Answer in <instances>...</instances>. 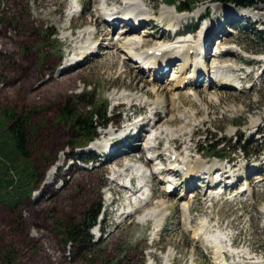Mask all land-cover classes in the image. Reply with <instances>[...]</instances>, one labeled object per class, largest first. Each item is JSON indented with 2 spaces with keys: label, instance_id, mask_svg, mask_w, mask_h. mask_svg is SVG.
<instances>
[{
  "label": "rangeland",
  "instance_id": "obj_1",
  "mask_svg": "<svg viewBox=\"0 0 264 264\" xmlns=\"http://www.w3.org/2000/svg\"><path fill=\"white\" fill-rule=\"evenodd\" d=\"M191 1L195 2L191 16L188 17L187 12L175 30L167 31L169 39L173 40L179 30L191 29L194 24H197L198 30L212 16V21L219 27V33L208 48L209 38L206 35V46L203 49L208 53L206 64L209 66L212 61H217L237 67L241 83L236 89L219 86L213 88L208 83H195L191 86L180 83V86L172 89V75L181 70L183 62L179 67H164L166 74L159 80L162 84L157 86V93L159 97H166L163 92H167V109L164 110L168 113H159L161 122L153 120L159 126L164 123L174 131H179L183 126L182 132L188 130L175 133L177 136L169 139V144H174L182 153L188 151L192 155V162L214 161L226 165L228 169L226 163L229 161L233 163L234 169L239 168V175H242L239 181L244 182L245 178L251 177L256 180L255 174L262 175L261 179L264 180V3L243 9L217 3L216 0ZM68 2L0 0V141L4 147L3 162L9 167L6 177L13 180L14 186L10 190L8 186L0 189V264H212L211 250L195 240L190 230H183L184 217L181 215V204L187 202L190 196L202 198L208 192L205 193L206 189L202 188L185 192V186H180L181 176H173L178 179L176 195L163 191L164 183L157 179L159 175L152 177L148 183L152 190V201L149 199L139 211L136 210V215H132L135 211L132 216L127 215L130 217L126 214L120 217V212L125 210L124 205L128 203L124 202L129 193L117 186V183L123 181L111 183L109 179L112 177L111 170L116 166L124 167L131 161L126 156L121 158L126 143L117 146L115 141H109V149H114L112 152L117 157L114 159L116 165H107L105 159L110 157L101 154L93 145L99 141L97 138L100 132L114 128L118 136L111 140L119 138L136 120L149 115L150 110L147 108L142 112L137 111L138 114L133 113L144 103L139 97L152 89L146 82L150 73L147 70L148 73L139 75L129 63L122 61L125 55H119V49L105 54L100 53L106 49H98L95 54L79 57L75 63L80 66L74 64L71 70L61 73L63 67H68L76 60L78 51L70 57L74 49L73 40L81 38L79 36L84 29L88 26L93 27L95 32L94 27L101 29L95 35L99 48L103 46L102 39L106 38V28L101 19L100 25L94 21L98 0H81L77 17L72 20H68L69 10L65 15ZM163 2L165 0H154L156 10L165 6ZM244 11L251 12L241 16ZM199 14H204V17L200 18ZM229 14L237 20L235 23L232 24V19L226 18ZM29 17L35 28L24 25ZM155 24L156 21L153 22L154 27ZM166 26L164 20L163 28ZM146 27L151 30L146 24L138 32L135 30L137 37H143L144 32L157 37L145 31ZM196 30L187 34V37H197ZM224 38L227 41L221 43ZM151 39L149 37L146 41L155 43ZM229 48H232V53L231 50L226 51ZM176 73L179 75V72ZM156 81L150 80V85ZM164 85L170 90H161ZM194 90H198L196 94L200 99L196 97L201 100L202 106L197 101L187 102L186 93ZM57 91L60 92L56 93L55 99H47ZM86 91L92 97L91 102L100 107L99 114L107 106L110 122L106 128L98 130L93 141L84 146L83 141L75 138L70 122L60 118V109L66 100L72 99L75 102ZM123 95H133L138 99L126 102L121 99ZM210 96L217 98L218 102L210 100ZM155 97L150 94V102L155 101ZM87 111L82 110L81 113ZM13 114L22 115L27 121V141L23 151L17 149L15 142L8 138ZM166 117L172 120L168 121ZM251 121H258V124L252 126ZM146 132L142 133V138L147 135ZM158 139L164 142V138ZM240 140L241 144L245 143L246 152L235 150ZM209 143L212 148L208 146ZM155 150V154H158L161 146ZM145 154V151L140 154L141 158L138 154L135 164H147L145 157L151 155ZM91 157L94 159L91 160ZM152 163H149L150 169ZM155 163L159 164L158 161ZM253 163L262 165L256 169L251 166ZM163 165L166 166L165 163ZM52 172L55 180L50 183L49 180L53 179L48 175ZM160 172L161 177L168 179L162 170ZM239 181L238 185L243 184ZM43 184L53 185L46 189ZM229 189L228 196H232L236 188L233 185ZM108 190H113V197L118 202L116 207H107L110 199ZM10 196L13 198L9 199ZM249 199L222 201L214 204L211 209L197 199L192 205L191 224L197 227L198 221L205 215L209 220L222 221L221 224L231 223V230L236 234L240 223L235 224L229 218L237 214L241 206L246 215L255 217L252 229L260 232L263 230L260 227L261 221L264 220V190ZM98 204L101 213L97 225L89 230L92 245L84 253H78L68 242L70 224ZM162 207L167 209L166 220L157 229L161 230L159 238L153 240L151 232L156 229L153 221L143 224L140 216L147 210ZM97 228L100 229L98 232ZM162 233L166 235L161 236ZM245 233H251L248 226H245ZM256 240L254 234L249 237L237 235V248L248 247L254 254L259 251ZM168 253L172 254V258L165 263ZM261 253L264 256V251Z\"/></svg>",
  "mask_w": 264,
  "mask_h": 264
},
{
  "label": "bare ground",
  "instance_id": "obj_2",
  "mask_svg": "<svg viewBox=\"0 0 264 264\" xmlns=\"http://www.w3.org/2000/svg\"><path fill=\"white\" fill-rule=\"evenodd\" d=\"M164 5L165 6L161 7L159 10H156V4H154V0H98V5L95 9L97 15L94 21L97 22L98 25H100L99 19H101L103 27L106 28V38L102 39L103 46L99 48L100 45L97 44L95 38L96 33L98 34V31H100L101 29L98 30L97 27H94L96 28L95 32V29L93 30V27L88 26V28L84 29V31L80 34L79 37L81 38L73 40L74 49L72 50L70 57H73L76 51H78L79 53L76 54V60L72 62L68 67H66L68 70L63 67L61 69V73L71 70L74 64L80 66L81 64L75 63L80 59L79 57H83L89 54H95L96 50L98 49H106V51H104L103 53L101 52L100 54H105L110 50L117 51L119 49V55H125L122 61L129 63L130 66L134 68V71L138 72L139 75L146 73L147 70L150 73L149 78L148 80H146V82L152 89H150L148 93L145 92L143 93L144 95H141L139 97L140 101L144 103H142V105L140 104L138 109H136V111H134L133 113L138 114L137 111L142 112L147 108L150 110L149 115L144 116L140 120H136V122H134V124L129 127L130 129L121 133V135L123 136L119 138L111 140V138L118 136V134H116V132L113 130L114 128H111L108 131H102L103 134L100 132V135L97 138L99 139V141H97L93 145L96 146V149L101 154L105 153L110 157L105 159L107 165H116L114 163V159L117 157L115 156V153L112 152L114 149H109L111 146V144H109V141H115L117 146L122 145V143H126V146L123 145L124 151L121 158H124L126 156L130 158L131 161L127 162L124 167L116 166L113 170H111L110 175L112 174L113 178L111 177L109 179L111 183L123 181V183H117V186L120 187L124 192L129 193L124 202L126 203L128 201V203L127 205H124L125 210H122L120 212V217L124 214H126V216L131 215L136 210L139 211L138 209H140L144 204H147L149 202V199H151L150 201H152V190L148 185L149 180L152 177H157V175H159V178L157 179L160 182L164 183L163 191L167 194L174 193V195H176L178 194L175 192L178 190V182H176L178 179H173V176H181L180 186H185V192L192 190L196 191L201 188L202 190L206 189L205 193L208 192L206 197L202 198L190 196L187 202L181 204V215L184 217L183 230H190V232H192L193 234V237H195V240L200 241V243L202 242L201 244L202 246H204V248L211 250L213 259L212 264H264L263 254L262 262H260L258 258H255L256 256H253V253L248 248H234L233 242H230L229 232L219 227V221L217 219L209 220L204 215V217H202L198 221L197 227H193L191 224L192 205L195 200H201L203 202L202 205L206 206L208 209H211L214 204L222 203V201H231L234 198L235 200L233 201L249 200V197L253 198L254 196H256V193L263 192L264 180L261 179V176H256V180H254L251 184H248L246 183V181H244L243 184L239 186V189L237 191L232 192V196H228V193L230 191L229 188H231L234 184L235 188L238 187L236 183H238L242 176L241 174L239 175V168L234 169L233 167L232 170L226 172V166H223V164L219 163L218 161V163L214 161L207 162L204 160H195L194 162H192V160L190 159L192 155L188 151L182 153L178 150L177 147L174 146V144H172V146L170 145L171 143L169 144V139L175 138L177 136L175 133L179 134L180 132H182L181 130L184 126L182 125L183 127H181L179 131H174L167 127L164 123L159 126V124L153 120L158 119V121L161 122L162 117L159 115V113H168V111L164 110L167 109V92H163L164 96L166 97H159L157 93V91L159 90L157 86L162 84L159 80H162L166 74V72H164V67H168L169 69L170 67L174 68L175 65L179 67L180 63L183 62L181 70L175 71V75H172L173 77L171 78V81H174V85L171 84L172 89H176V86H180V83H182L184 86H191L195 83L197 85H202L203 83L206 85L208 83L209 86H213V88L214 86H219L221 88L232 87L233 89L235 87L236 89V87L239 86V83H241L242 79L237 74L240 70L231 64L220 63L217 61H212L209 66L208 64H206L208 53H206L207 51L203 50L206 46V35H208L209 38V44L208 46H206V48H208L211 44L212 39L219 33V27L212 21V16L208 17V19L205 18L208 20V23L203 24L198 28V30H196L197 37L188 38L187 34H185L184 36L180 35V37H176L171 40L169 39L170 35L167 34V31L170 29L175 30L179 23L183 21L181 20V18H183V16L187 13H177L175 10L176 8L169 7L168 2L166 1ZM78 6H81V0H69L68 6L65 11L66 15L67 10H69L67 14L68 20H72L77 17ZM250 12L251 11H244L243 14L240 15L247 16ZM188 15V17L191 16L190 13ZM230 15L231 14H229V16H226V18L228 20L232 19V21L230 22H232L233 24L237 20H235L234 16L232 15V17H230ZM199 17H204V14H199ZM164 20H166L167 26L163 28ZM152 21L157 22V24H155V27ZM144 24L149 25L151 28L150 31L147 30L148 27L144 28V30L154 33V35H156L157 37L149 36L150 34H147L145 32L143 34L144 38L142 36L137 37L138 34H135V30H137L138 32L139 28H142ZM213 28H217V31L215 29L213 30ZM148 36L151 37V40H153L155 43H148L146 41L147 39H149ZM226 41L227 40L224 38L221 40V43H225ZM88 47L91 50L88 49V51H86ZM136 49L138 50L136 51L137 53L135 52ZM230 50L232 53V48H229L226 51L230 52ZM85 51L86 53L83 54ZM176 72H179V75H177ZM57 78L61 77L57 76ZM150 80L157 81L153 85H150ZM167 89L168 88H166V86L164 85L161 90L164 91ZM197 92L198 90H194L191 93H186V95H188V103H192L195 101L199 103L201 102V100H199L200 97L196 94ZM150 94L156 96L155 101L150 102ZM196 96L199 97L198 100ZM121 99L123 101L130 102L138 98L133 95H123L121 96ZM209 99L216 100L217 98L210 96ZM197 102L195 103L196 106L198 104ZM216 102H218V100H216ZM171 104H173V102ZM184 105H181V107H184ZM131 107L132 105L129 106V109H131ZM189 116H191V114ZM166 119H168V121L172 120H169V117H166ZM257 124L258 121L250 122V125L252 126H256ZM146 130L147 135L142 138V133ZM187 131L188 130H186L185 132ZM102 135L104 137H102ZM158 138H164L165 143L162 141V139ZM126 139L127 141L131 140V144L130 142H124V140ZM156 146L157 149L161 146V152L156 154L157 157L154 158ZM144 151L146 154L151 155L149 159L145 157V163H147L148 165L135 164L137 158H141L140 154H142ZM157 159H159L162 163H167V165L164 168H160L162 164H156L155 161H157ZM150 162H153V166H151V169L149 167ZM203 165L206 167H204ZM261 165L262 164H251V166H253L254 168H258ZM160 170H164L167 173L166 176H168V179H166L164 176H160L162 175V173H160ZM53 175V172L48 175L49 178L53 179L49 180L50 183H52L51 181L55 180ZM133 179H136L137 186H133L132 188H130L127 180L132 182ZM260 182H262V184H260ZM52 185L53 184L44 186H46L47 189L48 187H52ZM190 187H192V189L188 190L190 189ZM222 188H227V194L225 196L224 192L222 193L223 196L222 194L220 195V193L223 191ZM168 189L171 190L167 191ZM112 193L113 190L112 192L108 190L110 199L108 200L109 202L107 207L109 206L110 202H112V204L116 206L118 204V202H116V199H114ZM166 210V207L165 209H163V207L160 209L153 208L149 211H145L140 216V220L144 221L143 224H146L150 220L151 222L153 221L152 224L156 228L155 230L153 229L154 232H151L153 240H156L160 236L159 232L161 230L157 229H159L163 225V222L166 220ZM137 211L132 215H136ZM253 220H255V217L251 218V222H253ZM260 227H262L263 230L258 232L257 230L252 229L253 226H248V228L251 230V233L257 231L258 237L264 240V220L261 221ZM165 235V233L161 234V236ZM226 256L231 259L226 261ZM171 258L172 254L168 253L165 256V263L170 261ZM191 264L194 263L192 262Z\"/></svg>",
  "mask_w": 264,
  "mask_h": 264
},
{
  "label": "trees",
  "instance_id": "obj_3",
  "mask_svg": "<svg viewBox=\"0 0 264 264\" xmlns=\"http://www.w3.org/2000/svg\"><path fill=\"white\" fill-rule=\"evenodd\" d=\"M14 1V0H13ZM166 1V0H165ZM169 6L176 8L177 13H187L191 12L194 7V1L191 0H171L166 1ZM220 4L232 5L236 8L249 9L252 8L257 3H264V0H216ZM164 3V2H163ZM33 17V16H32ZM35 21V20H34ZM27 28H35L32 18L29 17L27 22L24 23ZM197 28V24H194L193 28L184 30L185 33L189 34L194 32ZM62 91V90H61ZM49 95L47 99H55L56 93ZM64 94V92H63ZM32 99V98H31ZM72 99L66 100L64 107L60 109V118L69 121L71 124V129L75 134L76 139L83 141L84 146L93 141L97 135L99 129H104L108 126L110 120L107 118V106L105 105L101 112L100 107L91 102L92 97L88 91L84 92L78 97V99L73 102ZM84 103V104H82ZM80 110V111H79ZM82 110H88L85 114L81 113ZM12 125L8 129V138L15 142L16 148L20 151H23V148L26 144L27 137V121L24 120V117L15 116L14 114L10 118ZM245 143L241 144V140L236 143L235 150L239 152H246L244 146ZM212 148V144L208 145ZM203 151V150H202ZM94 158L91 157V160ZM4 147L1 145L0 141V189L1 187L10 190L13 186V180L7 178L6 174L8 173L9 167L4 164ZM46 187V186H45ZM13 196H10L9 199H12ZM101 213L100 204L96 205L94 208L86 210L77 221H74L70 224V229L67 232L68 242L71 243L73 248L78 253H84L92 245L91 236L89 235V230L97 225L98 218Z\"/></svg>",
  "mask_w": 264,
  "mask_h": 264
},
{
  "label": "built area",
  "instance_id": "obj_4",
  "mask_svg": "<svg viewBox=\"0 0 264 264\" xmlns=\"http://www.w3.org/2000/svg\"><path fill=\"white\" fill-rule=\"evenodd\" d=\"M231 222H235V224L240 223V226L236 228V234H233L232 230H231V223H222V221H219V227L221 229H225V231L229 232V236H230V242H233L234 244V248H237V235L239 237H249L251 235H255L256 237V242H257V246L259 247V251L254 253L253 256H256L255 258H258V260L260 262H262V253L261 251H264V242L263 239L258 237L257 231H254L255 233H245V226H254V223L251 222V217L246 215L243 211V209L241 208V206L238 207V212L237 214H234L233 216H231L230 218ZM210 220H213L210 218ZM243 230V231H242ZM241 248H245V247H241ZM248 248V247H246ZM249 249V248H248ZM250 250V249H249Z\"/></svg>",
  "mask_w": 264,
  "mask_h": 264
},
{
  "label": "water",
  "instance_id": "obj_5",
  "mask_svg": "<svg viewBox=\"0 0 264 264\" xmlns=\"http://www.w3.org/2000/svg\"><path fill=\"white\" fill-rule=\"evenodd\" d=\"M62 242L64 243V240Z\"/></svg>",
  "mask_w": 264,
  "mask_h": 264
}]
</instances>
